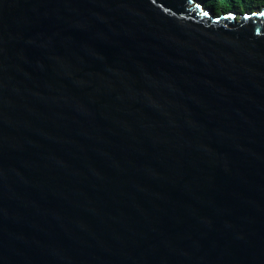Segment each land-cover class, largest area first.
Listing matches in <instances>:
<instances>
[{
	"label": "water",
	"instance_id": "95a60500",
	"mask_svg": "<svg viewBox=\"0 0 264 264\" xmlns=\"http://www.w3.org/2000/svg\"><path fill=\"white\" fill-rule=\"evenodd\" d=\"M0 264H264V9L0 0Z\"/></svg>",
	"mask_w": 264,
	"mask_h": 264
},
{
	"label": "trees",
	"instance_id": "16d2710c",
	"mask_svg": "<svg viewBox=\"0 0 264 264\" xmlns=\"http://www.w3.org/2000/svg\"><path fill=\"white\" fill-rule=\"evenodd\" d=\"M215 13L222 10H238L240 13L264 7V0H206Z\"/></svg>",
	"mask_w": 264,
	"mask_h": 264
},
{
	"label": "rangeland",
	"instance_id": "374dc122",
	"mask_svg": "<svg viewBox=\"0 0 264 264\" xmlns=\"http://www.w3.org/2000/svg\"><path fill=\"white\" fill-rule=\"evenodd\" d=\"M262 9H264V7L256 8L255 10H262ZM220 12H234L236 14L240 13V11H238V10H222V9ZM246 12H249V11H246Z\"/></svg>",
	"mask_w": 264,
	"mask_h": 264
}]
</instances>
